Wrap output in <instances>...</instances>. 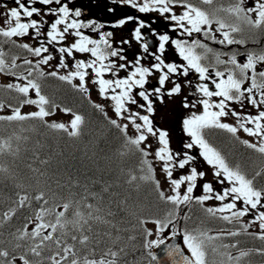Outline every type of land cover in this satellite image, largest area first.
I'll return each instance as SVG.
<instances>
[{"label":"snow or ice","instance_id":"6c2138e0","mask_svg":"<svg viewBox=\"0 0 264 264\" xmlns=\"http://www.w3.org/2000/svg\"><path fill=\"white\" fill-rule=\"evenodd\" d=\"M111 3L116 7L108 8L109 12L127 6L145 18L132 14L111 24L83 19L82 8L73 0H14L11 7L0 3V9H4L0 12V75L11 79L0 89L22 98L17 104L0 100V122L22 125L35 121L54 133L77 138L82 134L84 116L61 108L43 93L41 82L56 78L89 98L90 85L94 86L115 116L108 115L105 105L93 104L122 137L119 154L139 157L135 170L124 173L121 169L126 176L124 182L152 184L159 201L170 207L162 217H137L128 213L126 199L111 198L113 184L108 182H99V192L85 184L79 195L69 192L67 198L41 189L35 195L17 193L19 208L32 209L33 201L37 207L25 218L23 227L12 234L16 241L12 250L0 248V264H144L145 260L147 264H167L154 251L161 246L171 264H241L251 250L241 249L239 241L230 238L243 232L264 241V184L257 183V178L264 180V168L250 177L239 165L231 164L207 134L222 130L239 139L237 134L242 131L252 139L240 142L264 156V0ZM158 20L167 22L168 31L160 32L153 26ZM128 24H134L130 39L117 42L113 31H104ZM133 41L141 51L129 59L128 48L122 45L130 47ZM4 45L9 46L8 51ZM170 48H174L179 61L169 59ZM190 74L195 80L188 79ZM184 88L191 89L187 95ZM181 96V106L188 110L182 127L190 141L183 144L184 151H175L168 130L157 126L153 117L157 103ZM25 105L36 110L23 112ZM57 109L71 114V120L49 122ZM228 118L234 123L226 122ZM12 139L0 140V154L19 151L18 145L13 149ZM197 148L198 155L192 152ZM198 157L210 166L213 177L199 185L202 195H195L198 181L206 176L195 166ZM39 163L47 164L48 160ZM157 165L165 175L168 191L156 179ZM31 171L45 175L37 168ZM72 186L79 188L80 184L77 181ZM105 194L110 197L107 201ZM209 201L213 202L211 206ZM193 204L201 206L204 217L190 225L186 222L192 221ZM183 208L187 211L181 215ZM120 212L134 216L136 223L125 226V218L117 219ZM15 214L16 209L10 208L3 218L10 220ZM209 221L239 228L214 230L207 227ZM149 223L154 228L146 227ZM94 226H103V230ZM253 226L259 232H250ZM137 231L139 237L133 234ZM177 237L183 247L168 242ZM138 238L139 244L135 243ZM255 251L264 256V248Z\"/></svg>","mask_w":264,"mask_h":264},{"label":"trees","instance_id":"16d2710c","mask_svg":"<svg viewBox=\"0 0 264 264\" xmlns=\"http://www.w3.org/2000/svg\"><path fill=\"white\" fill-rule=\"evenodd\" d=\"M42 91L56 104L83 115L85 123L81 136L69 138L63 133H54L35 121H26L22 125L17 122L11 124L6 121L0 122V140L12 137L13 149L19 146L18 152L0 154V168L7 169V171H0V248L12 250L16 243L12 234L23 227L25 218L32 215V209L37 207L36 202L33 201L32 209L19 208L16 204L17 193L27 192L29 195H35L36 191L41 189L54 193L58 198H67L69 192L79 195L85 184L91 191L99 192V182H108L113 184L110 189V192L114 193L112 199L127 200L128 213H135L137 217H162L170 206L159 201L152 184L141 182L128 185L124 182L126 179L124 173H127L130 168L135 170L139 159L138 154L129 153L125 156L119 154L123 150V139L119 132L109 125L104 116L93 107V100L56 78L45 80ZM19 99L22 98L15 92L0 89V100L17 104ZM108 115L110 116L109 113ZM16 136L22 139L17 141ZM23 137H27V140ZM222 142H228V139H222ZM231 152L230 157L236 158L239 162L244 161L250 169H255V166L260 163L258 157L251 156L239 146ZM45 159L48 160L47 164L39 163L40 160ZM30 166L40 169L45 175L40 176L32 172ZM157 177L156 172L158 180ZM77 181L80 184L79 188L72 186V183ZM109 198L108 194L104 195L105 201ZM10 208H15L16 214L10 220H5L3 213ZM184 211H187V208H183L181 215ZM190 215L192 221L186 222L190 225L204 217L200 206L194 208V205L191 206ZM120 218H125V226L128 227L136 223L135 217L125 212L119 213L117 219ZM216 222L209 221L207 227L211 228ZM94 227L103 230V226ZM178 227H180L179 222ZM133 234L139 237L138 231ZM242 236L244 235L232 238L233 241H239L241 249L251 250V255L243 258L241 264H264V256L258 255L255 251L258 248H264V242H259L253 236L246 235L244 238ZM135 243H140L139 238ZM232 252L237 254L236 249ZM48 254L45 253V255ZM139 255L140 253H137V256ZM144 264H147V260Z\"/></svg>","mask_w":264,"mask_h":264},{"label":"flooded vegetation","instance_id":"af4514ba","mask_svg":"<svg viewBox=\"0 0 264 264\" xmlns=\"http://www.w3.org/2000/svg\"><path fill=\"white\" fill-rule=\"evenodd\" d=\"M0 3L7 4L8 6H15L14 0H0ZM73 3L76 7L82 8L84 12L83 19H96L99 22H105L106 24H111L115 22L116 20L127 16V15H140L141 18H145L143 14L135 13L134 10L130 9L127 6H120L117 8L115 12H109L108 8L116 7L111 3V0H73ZM71 6V5H70ZM4 9H0V12H3ZM3 21L0 19V24H2ZM156 27L160 32L168 31L167 22L164 20H158L156 24L153 25ZM134 27V24H128L124 28L121 29H112L110 27H106L104 31H113L114 33V40L119 42L122 39H130V30ZM171 34V33H170ZM175 36V34H172ZM150 42L155 45L156 41L149 36ZM211 44L210 41H206ZM125 48H128L127 55L129 56V59H133L137 53L141 51L139 45L133 41L131 46L128 45H122ZM211 46L219 48L221 46L211 44ZM237 46H232L233 49H235ZM251 47V45H249ZM13 52H16L22 56H27L28 58H32L31 54L24 52L22 50H12ZM240 51H243V48L240 49ZM79 55V54H78ZM169 59L179 61L178 54L175 52L174 48H170L167 53ZM150 62V61H149ZM53 64L56 63V61L52 62ZM63 74L64 70H60ZM123 75V73H122ZM183 79V78H182ZM188 79L195 80L194 74H190ZM152 85L155 84V81L151 82ZM91 93L90 95L99 103L103 104L107 108V102L101 99V97L98 95V92L94 86H91ZM191 89L184 88V95H187L188 92ZM181 97H173L171 101H169L167 98L165 99L164 104L157 103L155 105L156 107V114L153 117L154 123L159 126L162 129H166L169 132L170 137V143L172 148L175 151H184L183 144L190 141V138L187 137L186 133L183 131L182 127V119L188 114V110L184 109L181 106ZM108 109V108H107ZM111 113L112 111L108 109ZM199 111V109H197ZM226 122L234 123V120L232 118H228ZM239 136V139H236L231 134L226 133L222 130H212L207 134V138H210L214 140V143L216 147L222 151L223 154H228L229 157L228 160L230 163L235 161L237 164L245 165L244 161L239 162L236 158L230 157L229 153L236 148V146H239L240 149H245L251 156H256L259 158L258 162H264V157L259 155V153L254 152L251 149L246 148L240 141L244 139H252L247 136L246 133H243L242 131L237 134ZM222 139H228V142H222ZM150 143L153 144V148H155L157 145L152 138L149 140ZM192 152L196 153L198 155L199 149H193ZM232 153V152H231ZM230 153V154H231ZM200 165H206V162L203 160L202 157H198V159L195 162V166ZM246 166V165H245ZM246 168H248L246 166ZM250 171H254V169L248 168Z\"/></svg>","mask_w":264,"mask_h":264},{"label":"rangeland","instance_id":"374dc122","mask_svg":"<svg viewBox=\"0 0 264 264\" xmlns=\"http://www.w3.org/2000/svg\"><path fill=\"white\" fill-rule=\"evenodd\" d=\"M0 80L3 81L4 83L11 82V80H7L3 75H0ZM34 110H36L35 107L34 106H29V105H25V107L23 108V112H29V111H34ZM71 118H72L71 114H65V113L61 112L59 109H57L56 114L54 116L49 117V121L50 122L56 121V122L68 123L71 120ZM200 170L204 171L206 173V176H205V178H204L203 181H198V187H197V190L195 192V194H197V195L200 192L203 193L202 192V189H201V187L199 185L203 184L204 182L213 180V177H212V169L210 168V166L204 165V167L198 168V171H200ZM156 172L158 174V177L157 178L160 181V184H161L162 189H164L165 191H168V184H167V181L165 179V175L161 172V169H160V166L159 165L156 166ZM217 186L218 185H216V187ZM208 204L209 205H212L213 202L212 201H209ZM245 219L247 220L248 218L246 217ZM146 226L148 228H154V225H152L150 223L148 225H146ZM254 227H256V226H254Z\"/></svg>","mask_w":264,"mask_h":264},{"label":"water","instance_id":"95a60500","mask_svg":"<svg viewBox=\"0 0 264 264\" xmlns=\"http://www.w3.org/2000/svg\"><path fill=\"white\" fill-rule=\"evenodd\" d=\"M169 243H172V244H181V246L183 247L182 245V241H181V238L180 237H177L175 239H171L168 241ZM154 251L156 252V254L158 255V257H160L162 260L166 261L167 264H171V261L169 260L168 257H166L163 253V246H161L160 249H154ZM187 254V253H186Z\"/></svg>","mask_w":264,"mask_h":264}]
</instances>
